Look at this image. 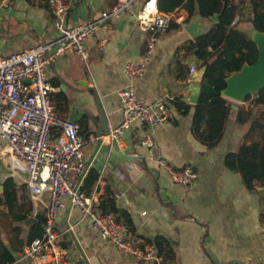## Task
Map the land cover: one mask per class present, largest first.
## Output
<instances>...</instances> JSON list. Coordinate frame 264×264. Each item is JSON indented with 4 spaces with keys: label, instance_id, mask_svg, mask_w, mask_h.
Here are the masks:
<instances>
[{
    "label": "crops",
    "instance_id": "0c3cea01",
    "mask_svg": "<svg viewBox=\"0 0 264 264\" xmlns=\"http://www.w3.org/2000/svg\"><path fill=\"white\" fill-rule=\"evenodd\" d=\"M116 1L74 0L65 24L90 15L98 17ZM46 4L47 0H0L1 55L52 42L62 35ZM181 12L185 21L174 22L177 27L168 28L157 37L150 64L140 77L130 78L124 73L127 63L140 61L148 35L131 14L113 22V36L101 53L97 41L103 31L99 29L85 43L88 61L78 54L64 53L46 67L50 82L58 88L52 97L55 115L75 122L81 136H103L84 148L89 169L81 190L95 195L103 211L115 212L137 238L138 245L160 241V246L156 244L157 259L131 257L101 238L64 198L55 230L58 244L72 264L264 263V186L246 189L240 174L224 165V156L237 148L245 126L229 121L222 139L212 148L203 145L191 131V97L200 80L189 74V66L201 65L193 51L187 50L189 41L195 38L190 34L191 27L194 25L198 34L204 33L217 17L193 14L186 22L188 15L183 9ZM241 28L249 36L258 34L248 24ZM127 87L152 102H164L168 108V119L156 129L151 148L141 143L144 125L139 121L126 129L121 144L115 145L106 137L123 119L118 93ZM224 97L235 108L250 104ZM181 104L189 109L184 111ZM257 108L264 105L254 109ZM112 146L132 155L133 160H120L112 154ZM3 148L0 140V196L3 181L11 177L16 187L25 185V196L32 208L28 213L19 212L25 215L22 220H12L8 208L0 206V241L14 258L10 264H30L22 257V251L35 217L40 213L46 216V195L35 202L30 199L24 174L11 171ZM158 158L167 160L175 169L191 165L196 178L188 185L174 182L170 173L159 166ZM14 226L20 229L21 244L12 231ZM11 238L14 246L9 245Z\"/></svg>",
    "mask_w": 264,
    "mask_h": 264
},
{
    "label": "built area",
    "instance_id": "2783aa9c",
    "mask_svg": "<svg viewBox=\"0 0 264 264\" xmlns=\"http://www.w3.org/2000/svg\"><path fill=\"white\" fill-rule=\"evenodd\" d=\"M73 1L47 0L46 7L62 31L57 40L7 55L0 54V140L4 144V156L11 171L24 174L33 202L46 195V217L41 235L25 245L22 257L30 264H72L59 246L55 230L58 212L64 206L63 199L67 198L69 205L79 210L101 238L138 260H155L158 247L154 241L138 245L137 238L130 234L124 222L117 219L115 212L103 211L95 195H87L81 190L89 169L84 148L103 136H81L75 122L55 115L52 97L58 88L50 82L46 67L52 59L64 53L78 54L88 61L85 43L99 29L103 31L97 41L101 53L113 36V22L131 14L137 26L148 35L140 61L127 63L124 73L130 78L140 77L150 64L157 37L167 31L171 22L182 24L185 17L179 8L168 13L160 11L158 0H117L98 17L66 25L65 19L72 10ZM189 74L200 80L204 67L191 64ZM118 94L123 119L106 137L115 145L121 144L126 129L139 121L144 125L141 143L153 147L156 129L168 119L167 106L164 102L141 97L129 87L121 89ZM158 164L170 173L174 182L188 185L196 178L191 165L175 169L163 158H158ZM119 172L122 173V169Z\"/></svg>",
    "mask_w": 264,
    "mask_h": 264
},
{
    "label": "trees",
    "instance_id": "16d2710c",
    "mask_svg": "<svg viewBox=\"0 0 264 264\" xmlns=\"http://www.w3.org/2000/svg\"><path fill=\"white\" fill-rule=\"evenodd\" d=\"M157 6L165 13L176 8L185 10L188 15L186 22L193 14L202 18L217 17L209 30L196 36L187 45V50L193 51L204 67V74L198 83L199 96L193 105L191 131L203 145L212 148L222 139L229 121L245 126L237 148L224 156V165L240 174L246 189L263 187L264 108H254L264 105V87L245 97L244 101H250L249 105H239L237 108L223 96L222 90L227 87V78L233 72L241 70L244 64L251 65L257 60L256 42L241 26L248 24L254 30L264 33V0H158ZM177 26L172 22L168 28ZM181 107L184 111L189 109L188 105L181 104ZM2 205L8 208L12 220L25 218L19 212L28 213L32 208L25 196V185L16 187L13 179L7 177L3 181V193L0 196V206ZM45 217L43 213L35 217L26 244L41 235ZM12 231L18 239L20 229L14 226ZM11 240L9 245L14 246ZM21 240L17 241L21 244ZM154 242L160 246L159 239ZM13 261L8 247L0 241V264H10Z\"/></svg>",
    "mask_w": 264,
    "mask_h": 264
},
{
    "label": "water",
    "instance_id": "95a60500",
    "mask_svg": "<svg viewBox=\"0 0 264 264\" xmlns=\"http://www.w3.org/2000/svg\"><path fill=\"white\" fill-rule=\"evenodd\" d=\"M93 17H83V20H91ZM192 36H198L199 34L195 31L194 25H192ZM255 37L250 36L257 45L258 48V57L257 60L251 64H244L241 70L233 72L227 78V87L222 90L223 96H226L230 99L236 101H244L245 97L250 94L258 91L260 88L264 87V33L259 32ZM27 83H30L29 80H26ZM62 88L64 85L61 86ZM200 92V85L194 88V93L191 97V102L196 103ZM235 107V106H234ZM104 122V117H102ZM105 133L108 129L106 125L104 126ZM111 152L113 155L118 157L122 161H132L133 156L123 153L119 150H116L115 146H112Z\"/></svg>",
    "mask_w": 264,
    "mask_h": 264
},
{
    "label": "rangeland",
    "instance_id": "374dc122",
    "mask_svg": "<svg viewBox=\"0 0 264 264\" xmlns=\"http://www.w3.org/2000/svg\"><path fill=\"white\" fill-rule=\"evenodd\" d=\"M229 99H230V98H229ZM234 101H236V100H234ZM236 102H238V101H236ZM1 172H2V171H1V168H0V175L2 174Z\"/></svg>",
    "mask_w": 264,
    "mask_h": 264
}]
</instances>
